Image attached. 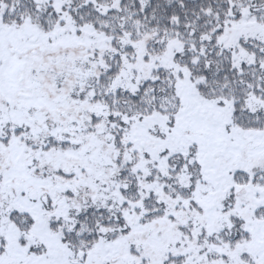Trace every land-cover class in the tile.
<instances>
[{"label": "rangeland", "instance_id": "obj_1", "mask_svg": "<svg viewBox=\"0 0 264 264\" xmlns=\"http://www.w3.org/2000/svg\"><path fill=\"white\" fill-rule=\"evenodd\" d=\"M53 2L60 10L65 0ZM29 21L0 26V212L23 208L30 217L26 231L17 233L11 224L0 227V264H74L72 260L81 258L82 252L68 258L61 240L65 231L50 228L52 215H45L49 208L44 211L33 202L40 196L66 202L67 185L76 191L74 211L87 200L89 204L102 202L128 218L131 215L122 195L129 193L128 202L136 189L143 218L139 215L136 221L127 222L131 226L129 243L137 248L139 258H147L150 264H165L168 252L203 264H241L237 259L241 249L232 257L222 250L225 247L215 250L216 258L209 262L214 250L204 239L212 229L206 226L220 228L228 216L248 218L264 206V185L255 182L244 186L231 179L234 173H230L246 170L251 176L258 172L264 175V134L233 125L232 110L202 101L183 76L176 83L181 106L175 116H145L130 132L121 134L128 145L118 148L111 137L118 134L113 121L92 123V110L101 106L90 102L94 98L90 80L101 77L99 69L111 64L102 55L106 50L98 49L106 47L105 40L100 38L95 44L70 30L67 38L60 36L55 42L52 33L37 31L36 22ZM250 23H243L246 26L236 31L238 36L262 37L264 28L258 30ZM158 64L176 67L171 54ZM258 105L257 99H249V107ZM63 142L71 148H61ZM188 148L197 149L203 176L194 189L185 188V192L179 185L191 186V175L175 171L182 161L174 154ZM61 173L72 174V181ZM125 173V179L120 177ZM230 189L237 198L228 202L231 213H227L223 199ZM53 199L49 203L54 204ZM191 200L205 206L201 211L198 206L181 207ZM153 201L165 204L168 228H161L160 217L146 220L144 211ZM53 212L63 213L59 207ZM214 217L215 224L211 221ZM64 225L69 231L74 229L67 222ZM98 247L92 254L93 264L116 263L110 254L103 260V248ZM122 258L125 264L131 263L132 256Z\"/></svg>", "mask_w": 264, "mask_h": 264}, {"label": "trees", "instance_id": "obj_2", "mask_svg": "<svg viewBox=\"0 0 264 264\" xmlns=\"http://www.w3.org/2000/svg\"><path fill=\"white\" fill-rule=\"evenodd\" d=\"M30 19L36 22L37 31L52 33L51 38L56 39L55 42L61 40L60 36L67 38L70 30L77 37L84 36L95 44L100 43V38L105 40L106 47L98 49L106 50L102 55L105 62L110 60L111 64H104L99 69L101 77L90 80L94 91L90 102L101 106L92 110V123L113 121L118 134H111V137H115L118 148L128 145L121 134L130 132L132 126L145 116H175L181 106L176 83L183 76H187L193 92L202 101H212L232 110L233 125L264 134V34L258 39L243 33L238 36L236 32L246 26L243 24L245 21L246 24L251 22L249 26L258 30L264 28V0H65L60 10L53 0H0V26L23 25L30 23ZM166 53L173 56L175 68L158 64L163 62ZM250 98L257 99L259 105L249 107ZM170 124L166 125L170 127ZM70 145L63 142L61 148L70 149ZM187 150L174 154L182 161L175 171L191 175V186L179 185L184 190L194 189L203 176L197 149ZM230 173H234L231 179L235 178L244 186L255 182L264 185L262 172L253 176L246 170ZM61 174L72 181V174ZM126 175L121 174L120 177L125 179ZM246 189L243 188L244 191ZM65 191L66 202H59L58 197L53 199L52 196H40L33 202L44 211L49 208L47 211L50 213L45 215H52L50 228L58 231L60 227L65 231L61 240L68 258L82 252L79 260H72L74 264L95 263L92 254L98 251L99 245L103 248V260L110 254L115 264H125L126 259L122 256L130 255L132 260L127 264H150L147 258H139L137 248L129 243L131 230L128 227L131 226L127 222L136 221L139 215L143 218L133 192L128 202L129 193L122 195L126 211L132 217L128 218L117 215L114 209L102 202L89 204L87 200L80 210L74 211L72 198L76 191L68 185ZM236 195L232 189L225 195V212L231 213L228 202L237 198ZM52 199L54 204L49 203ZM154 206L156 208L153 209ZM183 206L184 209L197 206L198 210L202 209L194 200L185 201L181 204ZM56 207L63 213L53 212ZM164 207L162 201L148 202L144 211L146 220L160 217L161 228H168ZM21 209L0 212V227L11 224L17 233L26 231L30 217ZM211 221L215 224L217 218ZM64 222L73 225L74 229L69 231ZM206 228L212 229L204 239L208 248L214 250L209 255V262L216 258L215 250L225 247L222 250L232 257H235V250L241 249L236 252L241 264H264V206H259L251 217L231 215L222 227ZM111 234L115 235L111 237ZM19 242L22 245L24 240L18 239ZM124 245L126 247L123 248ZM108 249L113 252L108 253ZM167 254L170 257L165 264H203L189 256Z\"/></svg>", "mask_w": 264, "mask_h": 264}]
</instances>
